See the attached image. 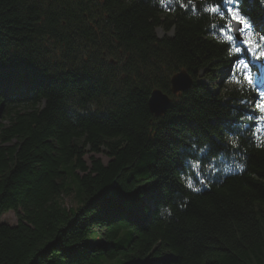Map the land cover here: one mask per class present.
<instances>
[{"label":"trees","instance_id":"obj_1","mask_svg":"<svg viewBox=\"0 0 264 264\" xmlns=\"http://www.w3.org/2000/svg\"><path fill=\"white\" fill-rule=\"evenodd\" d=\"M210 6L0 0V216L18 217L0 221V264H264V121ZM239 8L260 42L264 3Z\"/></svg>","mask_w":264,"mask_h":264},{"label":"snow or ice","instance_id":"obj_2","mask_svg":"<svg viewBox=\"0 0 264 264\" xmlns=\"http://www.w3.org/2000/svg\"><path fill=\"white\" fill-rule=\"evenodd\" d=\"M242 2V0H223L221 3V0H211L212 6L205 9L206 12L211 13H218L220 18L223 19L226 15H230L231 19L235 21L236 25H239L241 27H233V25L229 24L228 29L225 30V28L221 27V33L225 36L227 42H231V40L235 39V37H231L228 35V32L230 31H236L241 33L244 36L243 43L246 46L251 47H259L257 44V37L256 33L252 30V25L249 23V20L245 13L242 12V10L239 8V4ZM262 3H264V0H261ZM184 6L183 4L181 5ZM227 8V12L224 11V9ZM259 40L264 41V36H259ZM237 53L241 51V49H236ZM254 58L256 54H253ZM260 56H264V52L259 53ZM242 64V66H241ZM241 64L236 65V72L243 76L244 80L249 84L252 85L254 88H259V85L264 82V66H257L259 68V75L254 77L251 72V67L249 62L242 61ZM234 82L237 84H241V79L239 76L234 75ZM258 102L256 103L255 107L259 110L260 113L264 114V90H261L258 92ZM249 120L253 119V117H248ZM260 120L264 121V115H260ZM236 141L233 140L232 144L235 145ZM198 154H206L207 153V146H204L202 148L193 149ZM193 169L199 170L200 169V163L197 160V162L192 163ZM210 170V169H205ZM187 187L190 189L198 190L194 188V183L191 178L187 180Z\"/></svg>","mask_w":264,"mask_h":264},{"label":"water","instance_id":"obj_3","mask_svg":"<svg viewBox=\"0 0 264 264\" xmlns=\"http://www.w3.org/2000/svg\"><path fill=\"white\" fill-rule=\"evenodd\" d=\"M193 80L187 71L182 70L171 78V93L174 95L192 87ZM172 98L160 89L151 92L148 104L155 117H162L170 106Z\"/></svg>","mask_w":264,"mask_h":264},{"label":"rangeland","instance_id":"obj_4","mask_svg":"<svg viewBox=\"0 0 264 264\" xmlns=\"http://www.w3.org/2000/svg\"><path fill=\"white\" fill-rule=\"evenodd\" d=\"M156 32L157 34L160 36V37H163L165 35H171V32H166L162 27L160 28H157L156 29ZM244 37V36H243ZM264 52V49L262 50ZM252 60L254 62H256L257 60L252 57ZM261 66H264V63L261 62L260 64ZM255 77V76H254ZM206 80V78H205ZM212 80H206V82H211ZM0 121L4 124H8V118H5L3 115L0 116ZM87 150H89V147H87ZM91 156H94L95 158H99L101 159L105 164L109 161V156L107 155L106 152H98V153H92L90 151L87 152V154L85 155V159L86 161L88 162V164L90 165L91 164ZM80 174H83L80 172ZM64 204L67 206V207H70V206H75L77 205V201H76V197H75V194L74 192H70L69 194L67 195H64ZM0 221H3V222H6V223H9L11 225H15L17 224L18 222V217L16 215V212L13 211V210H10V211H7L5 212L4 214H2L0 216Z\"/></svg>","mask_w":264,"mask_h":264},{"label":"bare ground","instance_id":"obj_5","mask_svg":"<svg viewBox=\"0 0 264 264\" xmlns=\"http://www.w3.org/2000/svg\"><path fill=\"white\" fill-rule=\"evenodd\" d=\"M18 92V91H17Z\"/></svg>","mask_w":264,"mask_h":264}]
</instances>
